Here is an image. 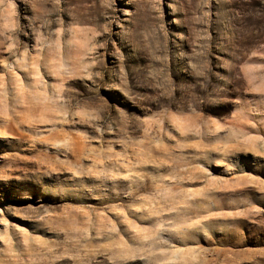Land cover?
Listing matches in <instances>:
<instances>
[{"label": "rangeland", "instance_id": "374dc122", "mask_svg": "<svg viewBox=\"0 0 264 264\" xmlns=\"http://www.w3.org/2000/svg\"><path fill=\"white\" fill-rule=\"evenodd\" d=\"M0 264H264V0H0Z\"/></svg>", "mask_w": 264, "mask_h": 264}]
</instances>
